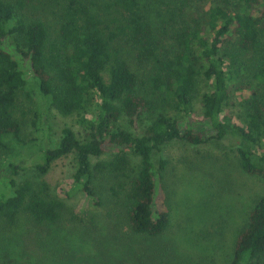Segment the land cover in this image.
I'll return each mask as SVG.
<instances>
[{
  "label": "trees",
  "instance_id": "obj_1",
  "mask_svg": "<svg viewBox=\"0 0 264 264\" xmlns=\"http://www.w3.org/2000/svg\"><path fill=\"white\" fill-rule=\"evenodd\" d=\"M34 1L0 0V247L7 249L0 264L62 263L46 259L44 246L41 259H24L25 225L48 246L52 236L40 233L63 220L65 201L44 176L70 154L71 190L100 203L96 175L111 177L129 230L154 240L171 220L163 185L169 161L153 159L164 145L230 138L241 168L264 177V0H46L54 24L29 13ZM119 38L133 46L142 75L122 55ZM234 89L241 91L239 116L227 109ZM21 97L32 102V136L18 117ZM52 108L75 115L81 128L64 126L55 145L43 121ZM195 119L210 131H197ZM107 152L111 158L93 162ZM28 169L37 178L24 177ZM146 254L148 264H179L157 259V250ZM228 264H264V190Z\"/></svg>",
  "mask_w": 264,
  "mask_h": 264
},
{
  "label": "rangeland",
  "instance_id": "obj_2",
  "mask_svg": "<svg viewBox=\"0 0 264 264\" xmlns=\"http://www.w3.org/2000/svg\"><path fill=\"white\" fill-rule=\"evenodd\" d=\"M192 1L204 5L210 3L209 0ZM28 11L47 18L51 24L55 23L51 10L46 7V0L30 3ZM96 11L107 23L110 21L109 16L100 9ZM117 45L132 69L142 75L144 68L137 63L133 46L123 38L118 39ZM21 64L28 68L27 60ZM104 75L108 78L107 71ZM240 94L241 91L234 89L230 106L227 107L234 116H239L241 112ZM21 98L18 117L25 121V133L32 136L35 134L34 114L29 111L32 102ZM26 111L24 117L23 112ZM43 121L53 145L59 141L64 126H72L76 132L81 130L75 115H64L55 108L44 115ZM192 122L197 131H210L205 120L195 119ZM123 123L128 127L125 120ZM233 148L230 138L200 145L175 140L154 152L156 163L161 158L169 161L163 171V185L165 203L171 216L168 228L156 240L129 230L111 190L114 179L103 173L96 175L94 186L100 202L97 203L84 192L70 188L76 169L74 155L56 160L44 180L50 184L51 192L65 201L64 218L60 223L42 229V238L49 234L56 239L49 237L48 246L35 242L36 229L28 221L25 228L30 229L26 233L29 246L24 259H41V248L44 246L49 251L46 259H63L61 264H146L152 260L146 259V253L151 250L158 251L157 259H168L179 264H228L233 259L236 235L264 190V177L245 172ZM111 154L107 152L92 160H107ZM131 157L134 163L138 162L136 156L131 154ZM1 162L0 153V166ZM26 173L24 177L37 178L32 169ZM5 252L7 249L2 245L0 259H4ZM110 252L125 255L115 258L109 256ZM132 252L137 255L136 259H131Z\"/></svg>",
  "mask_w": 264,
  "mask_h": 264
}]
</instances>
